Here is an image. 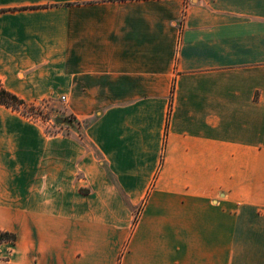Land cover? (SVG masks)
I'll return each instance as SVG.
<instances>
[{"label": "crops", "instance_id": "crops-1", "mask_svg": "<svg viewBox=\"0 0 264 264\" xmlns=\"http://www.w3.org/2000/svg\"><path fill=\"white\" fill-rule=\"evenodd\" d=\"M0 82L92 120L0 105V264H264V0H0Z\"/></svg>", "mask_w": 264, "mask_h": 264}, {"label": "rangeland", "instance_id": "rangeland-1", "mask_svg": "<svg viewBox=\"0 0 264 264\" xmlns=\"http://www.w3.org/2000/svg\"><path fill=\"white\" fill-rule=\"evenodd\" d=\"M37 110L32 112L29 108L30 115L38 118L41 125L44 126L47 133L62 132L64 134H76L78 133L83 137L85 129L90 125L92 120L85 122H77L73 116L67 113L65 100L60 98L59 100H49L40 103ZM90 147V146H89ZM91 149V148H90ZM13 247L9 245H3L0 248V258L9 259Z\"/></svg>", "mask_w": 264, "mask_h": 264}, {"label": "trees", "instance_id": "trees-1", "mask_svg": "<svg viewBox=\"0 0 264 264\" xmlns=\"http://www.w3.org/2000/svg\"><path fill=\"white\" fill-rule=\"evenodd\" d=\"M0 105H4L13 110L19 111L31 118H34L33 115H30L28 109L30 108L32 112L39 109V106H35L27 103L19 96L7 90L4 85L0 82ZM18 242V236L16 233L4 230L0 227V247L3 245H9L15 247Z\"/></svg>", "mask_w": 264, "mask_h": 264}, {"label": "built area", "instance_id": "built-area-1", "mask_svg": "<svg viewBox=\"0 0 264 264\" xmlns=\"http://www.w3.org/2000/svg\"><path fill=\"white\" fill-rule=\"evenodd\" d=\"M63 99H65V98L63 97Z\"/></svg>", "mask_w": 264, "mask_h": 264}]
</instances>
